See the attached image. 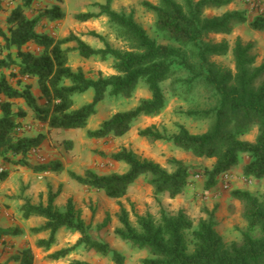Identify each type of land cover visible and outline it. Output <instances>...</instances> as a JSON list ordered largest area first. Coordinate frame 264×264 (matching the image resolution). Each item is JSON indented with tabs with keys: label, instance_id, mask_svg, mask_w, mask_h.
Returning <instances> with one entry per match:
<instances>
[{
	"label": "trees",
	"instance_id": "1",
	"mask_svg": "<svg viewBox=\"0 0 264 264\" xmlns=\"http://www.w3.org/2000/svg\"><path fill=\"white\" fill-rule=\"evenodd\" d=\"M38 0H14L17 6L7 17L8 34H3L5 49H15V56L8 53L0 57V158L4 163L22 166L36 174H62L65 167L60 160L48 163H32L28 158L40 150L46 141L44 133L25 135L23 121L29 113L23 108L15 111L14 102L22 101L30 110L32 119L51 131L69 132L85 130L89 120L98 112V105L109 94L114 97L130 98L140 81H144L150 99H143L132 110L114 114L98 129L88 130L91 140H114L127 135L142 117H156L166 107L163 85L171 81L175 95L182 92L186 98L211 99L209 108L188 112L192 118L209 120V129L202 134H193L184 126L178 132L167 134L157 126L140 131L139 136L150 141L167 142L195 158L215 160L212 169H205V189L211 190L218 184L221 175L236 170L244 156L249 162L243 167L246 178L264 180V64L255 67L256 56L252 44H243L238 39L233 49L235 72L221 71L210 62L212 57L228 55V43H212L207 38L213 35H230L237 26L249 23L255 32L264 33V14L249 20L247 10L226 11L220 16H207L208 10H220L234 0H160L154 5L142 6L155 15L156 33L169 44H159L134 18L133 13L118 12L112 8L114 0H95L97 12L78 13L75 20L86 23L101 17L108 19L117 39L127 45V50L112 47L105 38L96 33L89 35L105 43V47L94 49L77 35L55 38L43 32L45 23L61 22L66 18L63 9L65 0H51L54 4L35 7ZM264 1V0H263ZM3 2L0 0V12ZM32 13L30 17L28 13ZM70 44H75L71 47ZM31 45L37 50L28 49ZM78 53L84 60L97 59L102 63L112 61L116 74L88 78L82 68L70 65V55ZM12 70L11 76L18 80H33L41 92L37 97L33 86L26 84L16 88L3 73ZM19 84H22L19 81ZM93 90V101L75 108L74 97ZM40 100L44 103L41 104ZM258 130L255 141L242 140L243 136ZM68 149L72 143L65 141ZM101 157L125 164V173L100 175L94 170L83 174L68 171L69 178L90 191L104 193L109 199L117 200L120 207V226L115 234L134 250L147 251L149 256L142 264H264V195L256 197L247 191H233L232 197L244 204L243 219L246 230L240 242H226L217 230L215 211H206L207 217L198 224L184 211L172 213L161 209L159 218L151 214H136V224L120 202L129 188L140 178H146L157 199L182 196L191 184L192 167L178 159H170L172 171L153 160L141 158L132 150L122 148L112 155L101 153ZM20 158V159H18ZM9 171L0 173V186L8 179ZM47 204L33 205L29 200L21 207L22 218H44L45 224L31 229L32 235L49 233L48 239H40L36 246L49 251L61 230L79 234L76 244L48 255L47 259L57 262L79 249L95 252L102 257L110 256L114 264H125L124 256L104 242L93 239L91 225L87 224L72 199L66 210L61 212L55 205L60 194L51 187ZM108 216L101 228L109 225ZM19 227L0 232L3 252L8 243L5 237L23 236ZM10 261L34 264L35 255L26 247ZM6 264V263H0ZM71 264H89L74 260Z\"/></svg>",
	"mask_w": 264,
	"mask_h": 264
},
{
	"label": "rangeland",
	"instance_id": "2",
	"mask_svg": "<svg viewBox=\"0 0 264 264\" xmlns=\"http://www.w3.org/2000/svg\"><path fill=\"white\" fill-rule=\"evenodd\" d=\"M93 0H65L63 9L66 12V18L53 25L49 26L48 30L55 38H66L71 34L77 35L87 44L94 49H101L105 47V43L89 35L90 32H96L105 38V41L112 47L122 50H127V45L122 40L117 39L114 28L108 22V19L101 17L98 20L90 21L86 23H80L75 20V15L82 12H97V9L92 4ZM160 0H114L113 9L118 12H125L127 14L133 13L136 21L144 27L148 34L155 39L159 44H169L161 36L156 33L154 24L156 17L153 13L148 12L142 3L149 2L154 5L159 4ZM181 2V0H177ZM198 1V0H195ZM3 11L0 12V57L6 56L8 53H12L15 56V49L6 50L5 40L3 34H8V28L6 25L7 17L11 11L17 6L14 0H2ZM51 0H38L34 6L41 7L50 5ZM234 10H247L249 20L260 14H264V1L263 0H234V2L220 10H208L207 16H220L226 11ZM32 16V13H28ZM238 39H241L243 44H252V53L256 56L255 67H260L264 64V33L253 31L249 23L241 26H237L232 34L223 36H209L208 41L212 43H228L230 50L228 55L223 57H212L210 62L215 64L221 71L235 72V60L233 56V49ZM75 46V44H70ZM28 49L35 51V47L30 46ZM70 65L74 68H82L88 78H97L101 72L105 76L116 74L112 69V61L102 63L97 59L84 60L78 53H72L70 55ZM3 73L9 79V82L16 88H23L26 84L31 83L30 80H18L11 76L12 70H4ZM1 76V72H0ZM21 81L22 84H19ZM33 90L36 91V85L32 82ZM164 95L166 99L165 109L156 117H142L134 125L132 130L124 137L114 140H91L87 137L88 130H96L105 121L111 118L114 114L119 112H125L135 108L139 102L143 99H150L151 93L149 92L144 81H140L137 89L130 98L126 97H114L107 94L105 100L101 102L97 109L98 112L89 120L87 129L85 130H73L69 132L64 131H47V128L43 127L40 123L32 119L30 110L22 101H15V111L23 108L29 113L28 118L23 121L24 133L28 136H33L38 133H44L46 135L45 148L41 153H31L29 160L32 163H40L41 159H54L60 158L65 164V172L62 176H56L52 182L55 183V191H57V183L59 180L67 178L70 180L67 172L73 171L78 174H83L86 170H94L100 175L110 173H125L128 167L122 163L113 162L110 159L101 157V153L105 155H112L119 152L122 148L132 150L141 158H146L159 163L168 171H172L173 167L169 164L170 159H178L183 161L186 165L192 167V173L199 176L191 177V184L186 189V192L175 199L168 197H162L157 199L152 188L149 186L146 178H140L134 183L128 190L125 198L120 202L128 210L130 214L131 222L136 224L135 215L151 214L155 218H159L161 209H166L172 213H178L184 211L187 216L198 224L201 219L207 217L206 211H215V219L217 221V230L222 235L226 242H240L243 238V232L246 230V222L243 219L244 204L234 199L231 195L233 191H247L256 197H262L264 195V180H255L253 178H246L243 175V167L249 162L247 156H244L241 160L240 166L233 172L225 174L230 175V187L225 188V182L223 181V175L218 179V184L211 190H206V178L203 175L205 169H212L215 160L199 159L195 158L190 153H185L176 148L173 144L167 142H155L150 141L139 136L140 131L149 128L151 126H157L163 129L167 134L172 135L178 132L180 126H184L193 134L205 133L211 122L208 120H199L192 118L188 115V112L193 110H202L209 108L212 104L211 99L206 97L201 98L200 102L195 95L194 99L186 98L182 92L180 95H175L171 90V81L166 82L163 85ZM93 90L88 91L84 95L74 97L75 108H81L93 101ZM43 104L44 101L40 100ZM2 113L0 111V117ZM258 135V130H253L250 134L243 136L242 140L255 141ZM65 141L72 143L71 149H68L65 145ZM40 155V158L37 157ZM20 159V158H18ZM9 165V172L15 171L22 166L4 163L0 158V169L5 171V167ZM26 173L32 171L28 168L23 170ZM25 179L26 175H22ZM39 183V182H38ZM72 185L71 193L73 200L76 202L78 210L81 211L82 217L87 224L91 225L90 235L95 240H100L108 243L112 249L121 253L125 258V264H142L143 259L149 256L147 251L134 250L129 244H126L119 240L115 234L116 228L120 226L118 221V214L120 207L117 200L109 199L104 193L85 190L87 188L70 180ZM47 183L45 184L47 188ZM77 189L80 190H75ZM27 188L21 186L19 191L21 195L19 198L23 199V195ZM42 198V197H41ZM6 207V205H5ZM10 206H7L9 209ZM62 210H65V205H60ZM19 209V206H18ZM110 217L109 225L106 228H101V224L107 217ZM37 225V223H32ZM29 227V226H28ZM13 228L12 230H14ZM26 232V231H25ZM28 232V231H27ZM27 235V233H25ZM31 235V233L29 234ZM32 236V235H31ZM64 236V235H63ZM62 236V237H63ZM63 243H74L73 236L65 235ZM8 243L7 251L10 253V242ZM3 246L0 244V248ZM57 246L54 245L52 253L57 251ZM59 247V246H58ZM74 258L65 262L71 264L74 260L86 261L89 264H114L111 257H102L95 252H88L80 249L77 252L72 253Z\"/></svg>",
	"mask_w": 264,
	"mask_h": 264
},
{
	"label": "crops",
	"instance_id": "3",
	"mask_svg": "<svg viewBox=\"0 0 264 264\" xmlns=\"http://www.w3.org/2000/svg\"><path fill=\"white\" fill-rule=\"evenodd\" d=\"M51 4H54L53 1H51ZM99 2V1H92V4ZM113 5V4H112ZM113 8V7H112ZM82 12V13H86ZM89 12H93V11H89ZM78 14V13H77ZM95 21V20H94ZM59 22L56 23H45L44 26V30H42L45 33H48L49 35L53 36L48 30L49 26H53L55 24H57ZM212 36H223V35H210ZM54 37V36H53ZM59 39V38H57ZM32 47H35L33 45H31ZM73 47V46H71ZM36 48V47H35ZM37 50V49H35ZM31 81V80H30ZM35 83L36 85V91L33 90L34 94L37 97L41 96V92L37 86V83L35 81H31ZM48 131V129H47ZM49 132V131H48ZM45 148V142L42 145V148L40 150L34 151L32 153H41V151ZM37 157H40V155H37ZM55 160H60L62 163V159L60 158H54V159H48L47 161L45 159H41L40 163H48L51 161H55ZM64 167L65 164L63 163ZM5 171H9V165L8 167H5ZM23 168H20V171H18V169H16L15 171H11L9 172V177L8 179L0 186V232L5 231V230H12L13 228L19 227L20 229H22L24 231V235L23 236H19V237H5L3 238L2 242H10L11 245L13 244V246L8 249L10 251V253H5L2 250V247L0 248V263H6V264H20L18 262L15 261H10L11 257L13 255H18L22 250H24L26 247H30L35 255V261L34 264H67L68 261L71 260V258H74L73 255H69L67 258L57 261V262H52L50 260L47 259L48 255L52 254V247L49 251H46L44 249H39L36 246V243L38 240L40 239H48L49 238V233H42L39 235H29L31 232V229L33 228H37L40 227L42 225L45 224L46 220L44 218H38V217H32L29 220H24L22 218V212H21V207L25 204V202L27 200H29L31 202V204L33 205H39V204H47L48 201V192H49V188H52V191L54 193L58 192L60 190V194L59 196L56 198L55 200V205L57 206V208L61 211L64 212L66 210L67 207V203L69 199L73 200V195L71 193L72 190V185L70 183V180H68L67 178L63 177V180H59V183H57V191H55V183L52 182L53 178H56V176L61 177L62 174L58 175V174H53V173H45V174H36V173H26L23 171ZM66 170V169H65ZM22 175H26L25 179L23 178ZM39 182V183H38ZM47 185V188L45 186V184ZM21 186H25V188H27V190L25 191L24 195H23V199L19 198L18 196L21 195V192L19 191V189L21 188ZM75 190H80L81 189H77L76 187H74ZM82 188H86V187H82ZM88 191V189H85ZM42 197V198H41ZM75 206H76V202L73 200ZM6 205V207H5ZM60 205L64 206L65 205V210H62ZM7 206H10L9 209L7 208ZM19 206V209H18ZM76 209L77 206H76ZM32 223H37V225H33ZM29 226V227H28ZM26 231V232H25ZM28 231V232H27ZM27 233V235L25 234ZM65 235L67 236H73L74 238V243L72 245H69V243H63V241L65 240L66 237H64ZM63 236V237H62ZM80 238L79 234H73L69 231L66 230H61L56 238V244L55 246H57L56 250L59 251L61 249L64 248H69L72 247L73 245L76 244L77 240ZM2 245V243H1ZM3 246V245H2ZM59 246V247H58ZM80 250V249H79ZM56 252V251H54ZM53 252V253H54ZM67 262V263H65Z\"/></svg>",
	"mask_w": 264,
	"mask_h": 264
},
{
	"label": "built area",
	"instance_id": "4",
	"mask_svg": "<svg viewBox=\"0 0 264 264\" xmlns=\"http://www.w3.org/2000/svg\"><path fill=\"white\" fill-rule=\"evenodd\" d=\"M1 172H3V169H0V173ZM222 179L225 182V188H229L230 187V175L224 174Z\"/></svg>",
	"mask_w": 264,
	"mask_h": 264
}]
</instances>
